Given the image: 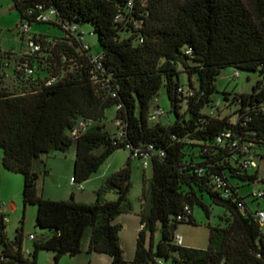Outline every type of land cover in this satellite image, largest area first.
Here are the masks:
<instances>
[{
    "label": "trees",
    "instance_id": "trees-1",
    "mask_svg": "<svg viewBox=\"0 0 264 264\" xmlns=\"http://www.w3.org/2000/svg\"><path fill=\"white\" fill-rule=\"evenodd\" d=\"M129 1L15 0L21 19L32 24L38 22L39 6L54 7L64 21L92 23L109 79L104 86L91 80V51L85 50L76 36L48 40L47 35H41L42 52L21 54L15 60L13 74L26 85L20 92L0 87L3 165L24 175V206L37 205V225L46 232L34 233V250L27 255L24 216L10 237L1 214L0 264H37L41 249L53 251L54 264H58L64 254H80L88 234V252L110 255V264H159L160 260L164 264H264V234L256 215L260 210L254 212L246 204L253 193L240 192L251 183H264L259 167H245L242 160L249 152L257 155L259 162L264 160V0H134L132 6ZM119 14L123 19H117ZM38 23L63 29L56 22ZM9 54L0 40V69ZM24 62L36 67V76L27 77L18 68ZM228 65L259 70L263 75L251 92L235 93L232 99L226 92L225 100L239 105L235 120L230 114L205 111L217 91L218 77ZM180 66L189 76L187 88L178 79ZM194 73L198 74V88L192 80ZM3 74L0 71V80ZM52 74L59 78L47 84ZM164 83L175 113L169 123L150 118L152 99ZM189 89L192 94L186 92ZM109 108H115L113 123L115 118L122 122L121 138L115 123L114 132L105 127ZM80 119H92L93 123L75 139L71 132ZM226 132H231V137L219 142ZM74 143L73 179L77 183L92 178L128 144L131 153L138 147H154L153 175L144 179L142 192L144 226L138 232L132 261L126 259L121 245L122 226L114 222L119 215L134 211L130 198L132 154L124 167L105 179L93 203L74 197L49 199L38 192L41 170L36 162L43 154L67 151ZM44 171L48 173L47 168ZM216 175L229 183L231 197H223L224 189L214 182ZM111 189L117 191V198L105 199ZM205 196L212 205L225 208V221L209 224L207 248L177 244L171 228L195 223L196 205L210 217L211 206ZM254 200L259 198L254 196ZM186 207L192 210L190 214ZM159 228L161 237L155 246Z\"/></svg>",
    "mask_w": 264,
    "mask_h": 264
},
{
    "label": "rangeland",
    "instance_id": "rangeland-1",
    "mask_svg": "<svg viewBox=\"0 0 264 264\" xmlns=\"http://www.w3.org/2000/svg\"><path fill=\"white\" fill-rule=\"evenodd\" d=\"M15 0H0V40L1 47L3 50L9 51L7 61H1L0 71L3 74V79L0 80V87L5 85L9 90L14 92H20L21 86H25V82L21 78H16L13 74L15 66V60L21 55L28 47L27 34L23 37L20 30L21 15L19 9L15 7ZM81 31L84 33L85 42L91 45V52L98 53L102 47L99 41L98 34L94 31V26L90 22H81L79 24ZM30 34L34 35H47L49 39L54 37H63L65 31L58 26L49 23H33L30 28ZM8 62V63H7ZM180 72L178 79L180 84L187 88L190 85L189 76L183 68L179 67ZM263 75L259 70H251L236 65H228L222 69L218 80H217V91L212 95V102L210 106H207L205 111L211 112L216 115H232L233 120L238 118V113L235 111L239 108V105L231 104L230 101H226V92L233 98L235 93L251 92L254 84L262 79ZM193 83L196 88L199 87L198 74L194 73L192 76ZM24 84V85H23ZM215 105V107H212ZM218 106V107H216ZM159 108L163 115L161 117L162 122L169 123L172 118L175 117V113L171 109V101L168 97L165 83L162 85L158 93L154 96L151 102V110ZM115 115V108H109L107 110V118L104 120L106 129L114 132L115 125L113 123V117ZM3 148L0 147V162L2 160ZM76 157V145L75 143L67 151L56 150L49 154H43V164L41 165L40 178L37 181V189L40 194L43 195V190L47 195H51L55 200H65L75 197L76 199H84L87 202H95L97 198V190L101 187L105 179L116 172L120 168L124 167L131 157L130 149H119L117 150L96 172L92 178L88 181L77 183L72 185L71 180L74 173V163ZM44 168L48 169V173H45ZM131 181L132 189L130 191V198L134 203L135 212H139L142 205V192L144 179L150 178L153 175V166L150 164L148 167H144L142 162L138 158L132 157L131 159ZM260 175L264 176V160L261 161ZM15 174L19 178V184L16 179L8 183V191L10 193H17V196L22 202H20V211L17 216L12 220V224H8L7 232L10 233V237H14L17 227L22 224V218H24V231L33 232L37 234H44L46 231L44 228L37 225V205L30 204L27 207L34 208L35 210L26 209L23 204V186H24V175L21 173H10ZM78 184H82L84 189H80ZM264 188V183H251L241 188L242 195L253 193L254 191ZM118 196L115 189L109 190L105 194V199L114 200ZM264 200V197H260L259 200ZM206 202H211L209 197L205 196ZM248 201L257 202L254 200V196L250 195ZM26 214V216H25ZM194 215L196 218L195 223L186 222L180 223L177 226V232L181 231V227L188 233L194 236L198 235V238L205 243H208L209 238V223L211 225H217L221 221H225V209L220 205H213L211 207L210 217L206 211L200 205H196L194 208ZM224 216V219L221 218ZM133 218V217H131ZM136 218V217H135ZM221 218V219H220ZM135 226L127 221L124 226L121 236L125 245V255L133 251V241L136 235ZM161 237V229L159 228L155 234L156 246L157 242ZM151 239L148 238V243ZM90 242V234L84 238L83 251L78 255L64 254L58 264H89L88 248ZM200 243V242H198ZM31 250H34L33 242H28ZM0 242V250L2 248ZM37 264H54V252L47 249H41L38 254Z\"/></svg>",
    "mask_w": 264,
    "mask_h": 264
},
{
    "label": "built area",
    "instance_id": "built-area-1",
    "mask_svg": "<svg viewBox=\"0 0 264 264\" xmlns=\"http://www.w3.org/2000/svg\"><path fill=\"white\" fill-rule=\"evenodd\" d=\"M134 0H130L129 1V6L133 5ZM39 8L41 9L38 13H36L35 15V19L38 22H56L60 25H62L64 31H65V35L68 38H71V36H76L77 38H79V40L83 43V48L85 50L91 51V45L87 42H85V36L84 33L81 31L79 24L77 23H72L69 21H64L62 19L59 18L57 10L54 7H49L46 9H42L41 6H39ZM32 11H30L31 14ZM118 20L123 19V15L119 14L117 17ZM32 23L28 20V19H21V25H20V30L23 34V37H25V34H27V40H28V47L25 49V51L22 53L26 56H31L34 54H37L39 52H42L44 46H43V42H42V36L40 35H34L32 36L30 34V28H31ZM48 40H52L49 39L47 37ZM91 53V58H92V62L94 64V67L91 70V80L94 83H100L103 86L106 84V82L108 81V77L105 75V68L103 66L102 63V58H103V54L102 53ZM19 69L24 71V74L27 77L30 76H36V67L32 66L29 62H24L22 63L19 67ZM59 78L58 74H52L49 76V78L47 79L46 83L47 84H51L53 82H56L57 79ZM188 94H192L193 91L191 89H189ZM121 105H117V108H120ZM163 113L162 111L157 107L155 108V110L152 112V115L150 116L151 119L153 120H160L162 117ZM93 123L92 119H80L78 125L72 130L71 134L72 136L76 139L80 132H82L83 130H85V128H87L90 124ZM115 125L119 128L117 131L118 137H123L124 135V131H123V126H122V122L119 118H115L114 120ZM226 138H230L231 137V132H226L224 133L223 136H220L218 138L219 142H221L223 139ZM233 145L236 144V141H233L232 143ZM153 145L150 144L148 145L147 149H143V148H136L132 151V157L134 158H138L143 166L146 168L147 166H149L152 163V150H153ZM127 149L131 150V146L128 144L127 145ZM248 151H250L248 149ZM160 155H164V152L160 151ZM243 163L245 167H259V161L257 158V155H255L252 152H249V154L245 155L243 157ZM214 182L217 184V186L219 188H223L224 190L222 191V195L225 198H229L232 195V191L231 189L228 187V182L222 178L219 175H216L214 178ZM71 184L73 185H77V182L74 181V179L72 178L71 180ZM78 187L80 189L83 188L82 184H78ZM253 196H255L256 198H260V197H264V190L258 189L256 191L253 192ZM1 210H2V214L4 215V220H7L6 214L4 213L3 210V205H5V203H1ZM242 210L245 209V207L243 205H241ZM192 212V210L189 207H186V214H190ZM257 217L260 219L261 223H264V211L260 210L259 212H257ZM184 216L179 215L178 218L179 219H183ZM28 239L30 240H34L35 239V234L31 233L28 235ZM175 242L179 245L183 244V236L179 233L175 234ZM25 253L27 255H29L31 253V248L25 246L24 248ZM159 264H164L163 260L159 261Z\"/></svg>",
    "mask_w": 264,
    "mask_h": 264
},
{
    "label": "crops",
    "instance_id": "crops-1",
    "mask_svg": "<svg viewBox=\"0 0 264 264\" xmlns=\"http://www.w3.org/2000/svg\"><path fill=\"white\" fill-rule=\"evenodd\" d=\"M1 158H2V160L0 162V204L1 203H5V205H3L2 207H3L4 213L6 214V217H7L6 222L8 224H12L11 222H12L13 218L18 215V213H19V211L21 209L20 208V206H21L20 202H22V200H20L18 198L17 193L16 194L15 193H10L7 190L8 189L7 187H8V183L10 181H14V179H16L18 181V184H19V178H17V176H13L15 174H10V173H17V172H13V171H10V170L6 169L4 167V165H3V155H1ZM42 164H43V158H40L36 162L35 166H36L37 169L41 170V168H42L41 165ZM260 167H261V161L259 162V168H258L259 170H260ZM256 183H263V182L257 181ZM259 188L264 189L262 187H259ZM82 189H84V186H83ZM240 192H241V189H240ZM42 196L45 197V198L54 199L51 195H47V193H45L44 190H43V195ZM76 200L82 201V202H86V203H92V202H87L84 199H76ZM206 203H208L211 207L213 206L211 202H206ZM246 204H247L248 208L250 210L254 211V212L259 211V210H263L264 211V200L260 199V200H257V202H254V201L250 202V201H248V197H247L246 198ZM29 208L30 207H25L24 212L26 211V209H29ZM30 210H32V212H33L35 209L34 208H30ZM226 213H227V211L225 210V214ZM1 214H2V210H1V205H0V215ZM193 215H194V209H193ZM25 216H26V214H25ZM131 217H133V218H131ZM194 218H195V215H194ZM128 220L136 228L135 229L136 230V235H135V238H134V241H133V251L131 252V247H130L129 248L130 252L128 253V255H125L126 259L128 261H132V259L134 258V255H135V249H136V242H137L138 232H139V230L141 228H143L144 224L141 223L140 211L136 213L135 209H134L133 212L123 213V214L119 215L118 217H116L114 219L115 223H118V224H120L122 226V229L120 231V241H121V245H122V247L124 249V252H125V248L126 247L124 245V241L122 239L121 233H122V230H123L124 226H126ZM261 224H262V231H263V234H264V223H261ZM7 228H8V225H7ZM180 230L181 231L177 232V228H176L175 232L179 233V234H181L183 236V245L188 246V247H196V248H207L208 247L209 238H208V243L206 245H204L205 243H203V241L198 238L197 234H194V236L192 235V233L188 234L182 227H181ZM31 233H33V232H29L27 234V232L25 231V234L27 236V240H26L25 244H26L27 247H29V245H27L28 242H29V244H30V242H33L32 240L28 239V235L31 234ZM8 235L10 236V233H8ZM198 242H200V243H198ZM89 256L91 257L89 259V261H90L89 264H110L111 261H112V257L110 255L106 254V253L89 252Z\"/></svg>",
    "mask_w": 264,
    "mask_h": 264
},
{
    "label": "water",
    "instance_id": "water-1",
    "mask_svg": "<svg viewBox=\"0 0 264 264\" xmlns=\"http://www.w3.org/2000/svg\"><path fill=\"white\" fill-rule=\"evenodd\" d=\"M175 231H176V228H175V225H173L172 228H171V232L174 234Z\"/></svg>",
    "mask_w": 264,
    "mask_h": 264
}]
</instances>
